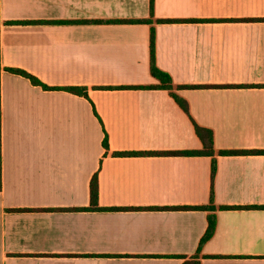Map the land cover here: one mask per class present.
I'll return each instance as SVG.
<instances>
[{
    "label": "crops",
    "instance_id": "crops-1",
    "mask_svg": "<svg viewBox=\"0 0 264 264\" xmlns=\"http://www.w3.org/2000/svg\"><path fill=\"white\" fill-rule=\"evenodd\" d=\"M149 17V0H0V264H183L212 189L225 209L201 264H264V21H242L264 0H155L156 19L197 21L108 23ZM152 26L158 68L210 86L178 91L193 119L217 150L247 152L218 156L214 180L207 156H105V133L111 152L202 148L166 90L104 89L157 84ZM96 173L102 211L86 210Z\"/></svg>",
    "mask_w": 264,
    "mask_h": 264
},
{
    "label": "trees",
    "instance_id": "trees-1",
    "mask_svg": "<svg viewBox=\"0 0 264 264\" xmlns=\"http://www.w3.org/2000/svg\"><path fill=\"white\" fill-rule=\"evenodd\" d=\"M149 9H150V17L148 19H137V20H112L108 21V23H147L150 25L159 24V23H178V22H194L197 20H176V19H156L154 17V9H155V0H149ZM242 21H264V19H243ZM102 23L103 21H96ZM10 25H28V24H37L39 21H9L7 22ZM48 23H69V21L64 22H48ZM6 71L20 75L30 80V82L34 86H40L44 90L52 91V90H62L66 91L78 96L85 97L89 99L87 87H49L40 81L36 76L17 68H6ZM150 75L157 81V84H149V85H142V86H122V87H109L104 89H137V90H166L170 96L175 100L178 106L188 115L190 118L195 132L202 143V148L196 151H185V152H149V153H141V152H111L109 146V139L107 133H105V137L103 140V147L105 149V156H117V157H126V156H138V155H156V156H163V155H186V156H207L212 158V179L214 180L215 173H216V160L218 156H228V155H238V154H245L246 151H229V150H217L214 144V132L210 129L204 128L200 126L191 116L189 104L188 102L178 94L180 89H199L204 87L210 86H199V85H184L178 86L175 85L172 81V78L169 74L162 71L158 68L156 64V37H155V29L151 27L150 33ZM246 87V86H243ZM247 87H260L258 85H251ZM95 111V109H94ZM96 116L97 113L95 111ZM1 155V154H0ZM1 175V174H0ZM0 188H1V179H0ZM90 208L86 210H93V211H102L103 208L99 207V180L98 174L96 173L90 183ZM195 209L199 210H206L208 214V227L203 235L197 252L188 258L183 264H201L200 262V250L203 244L208 241L215 232L216 228V215L215 212L219 209H225L224 207H217L214 204V192L213 189L210 195V203L207 206L195 207Z\"/></svg>",
    "mask_w": 264,
    "mask_h": 264
}]
</instances>
